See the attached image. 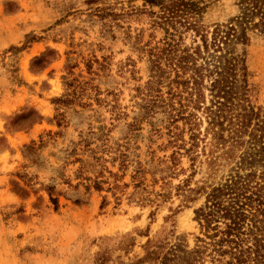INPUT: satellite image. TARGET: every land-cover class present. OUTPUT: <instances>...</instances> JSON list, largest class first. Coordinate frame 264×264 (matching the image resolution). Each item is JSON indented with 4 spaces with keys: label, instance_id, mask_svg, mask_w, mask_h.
Masks as SVG:
<instances>
[{
    "label": "rangeland",
    "instance_id": "obj_1",
    "mask_svg": "<svg viewBox=\"0 0 264 264\" xmlns=\"http://www.w3.org/2000/svg\"><path fill=\"white\" fill-rule=\"evenodd\" d=\"M173 1L0 0V264H128L163 232L190 247L204 237L195 217L204 193L185 202L176 186L245 174L246 149L209 170L201 112L191 154L182 122V134H168L157 112L145 117L155 98L146 96L150 53L168 44L202 50L183 24L200 25L210 42L213 28L248 12L244 0H183L199 7L184 22L162 7ZM257 22L246 19L247 44L232 46L253 104L264 107V35L248 29ZM253 172L264 179L263 167ZM123 236L133 242L127 250Z\"/></svg>",
    "mask_w": 264,
    "mask_h": 264
},
{
    "label": "trees",
    "instance_id": "obj_2",
    "mask_svg": "<svg viewBox=\"0 0 264 264\" xmlns=\"http://www.w3.org/2000/svg\"><path fill=\"white\" fill-rule=\"evenodd\" d=\"M144 1L157 5L161 0ZM243 3L246 16L234 20L235 25L213 28L210 42L203 27L187 22V17L199 12L198 6L183 0L162 6L167 14L187 22L183 25L200 38L203 49L196 46L179 50L168 44L150 53L146 96L154 94L155 98L145 104V117L160 115L168 134H182L183 128L179 130L177 125L182 122L191 134L190 148L185 150L191 154L197 144L195 130L201 121L196 112H201L206 121L205 132L211 136L209 170H214L218 159L235 160L237 151L246 149L240 157L246 173L230 176L222 186L203 184L195 190L189 187L188 180L176 186L185 202L204 193L206 206L195 212L204 237H197L190 247L185 237L172 240V232H163L148 239L142 247L143 255L128 264H264V179L253 172L256 167L264 168V107L253 104L245 59L232 46L234 40L247 44L244 25L250 16L258 17V22L248 29L264 35V0ZM41 59H35V63ZM199 59L203 61L200 64ZM162 88L166 91L162 92ZM206 92L210 96L208 105ZM98 184L95 183L99 190ZM50 199L56 205L55 199ZM119 245V249L127 250L133 242L123 236ZM98 260L105 262V253Z\"/></svg>",
    "mask_w": 264,
    "mask_h": 264
}]
</instances>
